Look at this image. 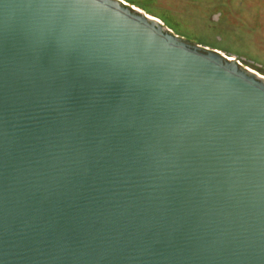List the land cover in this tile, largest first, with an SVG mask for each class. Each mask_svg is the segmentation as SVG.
Segmentation results:
<instances>
[{
    "label": "water",
    "instance_id": "water-1",
    "mask_svg": "<svg viewBox=\"0 0 264 264\" xmlns=\"http://www.w3.org/2000/svg\"><path fill=\"white\" fill-rule=\"evenodd\" d=\"M124 0H0V264H264V75Z\"/></svg>",
    "mask_w": 264,
    "mask_h": 264
},
{
    "label": "rangeland",
    "instance_id": "rangeland-1",
    "mask_svg": "<svg viewBox=\"0 0 264 264\" xmlns=\"http://www.w3.org/2000/svg\"><path fill=\"white\" fill-rule=\"evenodd\" d=\"M128 1L189 45L235 55L264 75V0Z\"/></svg>",
    "mask_w": 264,
    "mask_h": 264
},
{
    "label": "trees",
    "instance_id": "trees-1",
    "mask_svg": "<svg viewBox=\"0 0 264 264\" xmlns=\"http://www.w3.org/2000/svg\"><path fill=\"white\" fill-rule=\"evenodd\" d=\"M124 1L127 2V3H129V4H131V5H134V4H135V3L129 2L128 0H124ZM136 7H138V8H140V9L144 10L145 12L147 11V9H145L144 7H141V6H139V5H137ZM148 12H149V11H147L146 13L149 14ZM149 15H150V14H149Z\"/></svg>",
    "mask_w": 264,
    "mask_h": 264
},
{
    "label": "bare ground",
    "instance_id": "bare-ground-1",
    "mask_svg": "<svg viewBox=\"0 0 264 264\" xmlns=\"http://www.w3.org/2000/svg\"><path fill=\"white\" fill-rule=\"evenodd\" d=\"M259 75H261V74H259Z\"/></svg>",
    "mask_w": 264,
    "mask_h": 264
}]
</instances>
